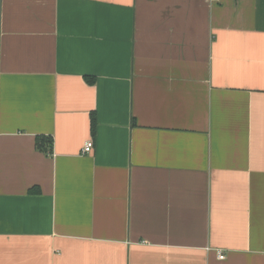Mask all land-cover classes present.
<instances>
[{
	"label": "crops",
	"instance_id": "1",
	"mask_svg": "<svg viewBox=\"0 0 264 264\" xmlns=\"http://www.w3.org/2000/svg\"><path fill=\"white\" fill-rule=\"evenodd\" d=\"M0 264H264V0H0Z\"/></svg>",
	"mask_w": 264,
	"mask_h": 264
},
{
	"label": "built area",
	"instance_id": "2",
	"mask_svg": "<svg viewBox=\"0 0 264 264\" xmlns=\"http://www.w3.org/2000/svg\"><path fill=\"white\" fill-rule=\"evenodd\" d=\"M92 147H93V142L91 140H88L84 143V145L82 147V152L83 153H89L92 150ZM218 258L223 259L224 254L218 253Z\"/></svg>",
	"mask_w": 264,
	"mask_h": 264
},
{
	"label": "trees",
	"instance_id": "3",
	"mask_svg": "<svg viewBox=\"0 0 264 264\" xmlns=\"http://www.w3.org/2000/svg\"><path fill=\"white\" fill-rule=\"evenodd\" d=\"M88 81H90V80H88ZM44 141H45L44 138H38V139H37V145H38V147H40L41 149H43V143H44ZM47 141H48V143L51 142L50 139H47Z\"/></svg>",
	"mask_w": 264,
	"mask_h": 264
}]
</instances>
